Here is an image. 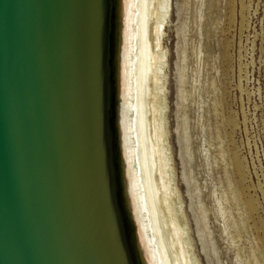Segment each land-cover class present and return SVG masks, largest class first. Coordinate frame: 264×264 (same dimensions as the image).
Masks as SVG:
<instances>
[{
	"label": "water",
	"instance_id": "1",
	"mask_svg": "<svg viewBox=\"0 0 264 264\" xmlns=\"http://www.w3.org/2000/svg\"><path fill=\"white\" fill-rule=\"evenodd\" d=\"M103 2L0 0V264H148L121 115L127 0H106L102 83Z\"/></svg>",
	"mask_w": 264,
	"mask_h": 264
},
{
	"label": "rangeland",
	"instance_id": "2",
	"mask_svg": "<svg viewBox=\"0 0 264 264\" xmlns=\"http://www.w3.org/2000/svg\"><path fill=\"white\" fill-rule=\"evenodd\" d=\"M203 1L171 0V13L164 29V44L168 48L167 117L175 182L198 264H237V247L231 242V230L225 226L214 195L220 192L219 188H228V178L231 190L237 189L238 177L232 167H228V176L225 164L216 162L213 154L219 142L223 143L211 138L216 126L223 128L224 134L230 133L232 128L223 123V118L230 116L232 119L234 116L239 126L231 133L241 157H244L246 193L260 209L251 220L247 215L248 208L241 202V196H237L231 210L235 219L246 227L245 233L240 235L242 248L247 249L246 252L250 249L260 252L257 264H264V254L258 243V238L264 237V0H234L237 19L232 26L229 25L230 0H207L210 6L217 2V9L214 5V20L211 27L206 28L203 25L197 27ZM242 24L245 25L242 27ZM227 41H232L228 50L233 56L231 60L225 56ZM182 65L185 85L181 83ZM240 69L243 72L240 73ZM209 80L216 82V92L224 106L222 111H216L211 103ZM181 88L188 93L184 104L180 99ZM184 114L190 129L187 137L184 135ZM186 143L191 146L190 159L185 156ZM225 146L229 150L228 144ZM199 194L201 199L197 198ZM199 202L206 209L204 215L198 207ZM204 226L210 231L211 243L218 252L215 262L205 251L209 244L203 239L207 237Z\"/></svg>",
	"mask_w": 264,
	"mask_h": 264
},
{
	"label": "bare ground",
	"instance_id": "3",
	"mask_svg": "<svg viewBox=\"0 0 264 264\" xmlns=\"http://www.w3.org/2000/svg\"><path fill=\"white\" fill-rule=\"evenodd\" d=\"M214 5L216 10L217 2L211 6L207 0L202 2V6L199 8L197 27L201 25L205 28L211 27V21L214 20V16H212ZM229 6V25L232 26L237 19L234 0H230ZM243 9L244 5H242ZM170 10L171 0H127V48L124 57V103L121 115L129 162L128 180L132 209L138 225L140 246L148 264H198L197 258L193 255L194 248L183 201L175 182L176 170L173 165L167 117L168 48L164 44V29L170 17ZM189 17H191L190 14ZM242 21H244L243 14ZM188 25L187 29L190 32V24ZM243 25L245 24L241 26L243 27ZM183 26L185 27V25ZM230 47H232V41H227L225 56L229 57V60L233 57L228 52ZM185 60L186 57L184 65ZM211 65L213 66V61ZM182 69L183 65L180 68L181 83L185 85L186 77L183 75ZM241 72H243L242 69H240ZM208 87L211 90L210 100L215 110L222 111L224 106L221 105L216 92V82L209 80ZM241 92L244 91L241 89ZM180 99L183 104L188 100V93L182 88L180 89ZM233 117L232 119L230 116L223 118V123L232 128H230L232 133L239 126L238 121ZM182 118L184 135L187 137L190 129L186 124L185 114ZM222 129L220 126H216L211 134L214 141L221 140L224 144L223 147V144L221 145L219 142L213 157L216 162L225 164L228 176V167L233 168L238 177V188L231 190L228 178V188H219L220 192L215 193L214 197L225 226L231 230V242L237 247V264H257L260 252H254L251 249L246 252L247 249L242 248L240 235L245 233L246 227L242 225L241 221L235 219L231 205H234L233 201H236L237 196H241V202L248 208L247 215L251 220L255 219L253 215L256 214L259 207L255 200L246 193L247 170L244 157H241L233 134L231 132L224 134ZM222 135L224 136L222 137ZM227 144L229 150L225 146ZM185 150L187 153L185 156L190 159L192 150L187 143ZM192 181L195 182L194 179ZM197 198L201 199L200 194ZM198 207L204 215L206 213L204 205L199 202ZM204 233L208 238L203 239L209 244L208 250L205 251L215 262L218 252L211 243V233L207 226H204ZM258 243L261 244L260 251L264 254V237H259Z\"/></svg>",
	"mask_w": 264,
	"mask_h": 264
},
{
	"label": "snow or ice",
	"instance_id": "4",
	"mask_svg": "<svg viewBox=\"0 0 264 264\" xmlns=\"http://www.w3.org/2000/svg\"><path fill=\"white\" fill-rule=\"evenodd\" d=\"M100 7H101V12L99 14V18L96 23L95 36L98 39L99 47L101 50L100 79H101V82L103 83L105 73H104L102 53H103V47H104V25H105L106 12H107L106 0H104V2L101 4ZM101 112L104 113L103 102H101ZM104 117H105V113H104ZM110 197L112 199L113 211L116 213V215H118V210H119L118 194L112 187L111 178H110Z\"/></svg>",
	"mask_w": 264,
	"mask_h": 264
}]
</instances>
